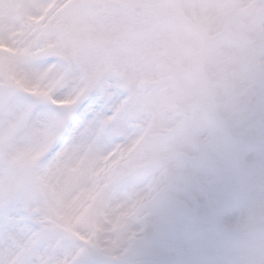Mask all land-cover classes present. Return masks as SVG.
I'll list each match as a JSON object with an SVG mask.
<instances>
[{
  "label": "snow or ice",
  "instance_id": "1",
  "mask_svg": "<svg viewBox=\"0 0 264 264\" xmlns=\"http://www.w3.org/2000/svg\"><path fill=\"white\" fill-rule=\"evenodd\" d=\"M0 264H264V0H0Z\"/></svg>",
  "mask_w": 264,
  "mask_h": 264
}]
</instances>
